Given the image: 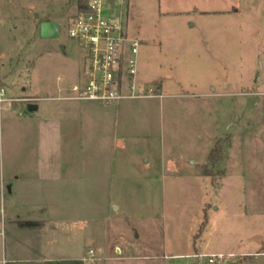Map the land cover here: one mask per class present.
I'll list each match as a JSON object with an SVG mask.
<instances>
[{
  "label": "rangeland",
  "instance_id": "rangeland-1",
  "mask_svg": "<svg viewBox=\"0 0 264 264\" xmlns=\"http://www.w3.org/2000/svg\"><path fill=\"white\" fill-rule=\"evenodd\" d=\"M0 2L5 96L80 70L84 52L68 33L79 0L49 42L28 8L61 1ZM127 31L140 42L137 82L162 78L167 91L154 84L163 97L123 101L132 153L116 185L93 188L92 220L106 213L111 231L106 258L90 264H264V0H128ZM1 105L0 166L22 145Z\"/></svg>",
  "mask_w": 264,
  "mask_h": 264
},
{
  "label": "crops",
  "instance_id": "crops-1",
  "mask_svg": "<svg viewBox=\"0 0 264 264\" xmlns=\"http://www.w3.org/2000/svg\"><path fill=\"white\" fill-rule=\"evenodd\" d=\"M59 1L55 10L28 8L32 15L39 12L29 20L48 42L60 36L65 24L61 11L69 0ZM43 22L57 24L58 35L42 37ZM85 80L83 60L63 84L21 88L22 94L30 89L32 95L5 96L13 85L0 84L7 111L4 128L22 144L12 146V155L0 166V264H90L106 258L111 230L106 213L92 220V191L116 185V170L132 153L131 137L124 135V100L107 106L74 99V87ZM146 83L161 85L166 95L162 78ZM30 103L38 109L15 114ZM24 221L36 225H20Z\"/></svg>",
  "mask_w": 264,
  "mask_h": 264
},
{
  "label": "built area",
  "instance_id": "built-area-1",
  "mask_svg": "<svg viewBox=\"0 0 264 264\" xmlns=\"http://www.w3.org/2000/svg\"><path fill=\"white\" fill-rule=\"evenodd\" d=\"M127 22L128 0H86L77 8L68 33L84 52L86 80L74 87V99L117 105L127 99L163 97L154 84L143 87L137 82L140 42L129 35ZM3 97L1 90L0 107Z\"/></svg>",
  "mask_w": 264,
  "mask_h": 264
},
{
  "label": "water",
  "instance_id": "water-1",
  "mask_svg": "<svg viewBox=\"0 0 264 264\" xmlns=\"http://www.w3.org/2000/svg\"><path fill=\"white\" fill-rule=\"evenodd\" d=\"M57 35H58V25L57 24H52L50 22H43L41 24V36L42 37L46 38V37L57 36ZM27 108L30 112H33L38 109V106L37 104L30 103L27 105ZM117 251H120V249H117Z\"/></svg>",
  "mask_w": 264,
  "mask_h": 264
},
{
  "label": "trees",
  "instance_id": "trees-1",
  "mask_svg": "<svg viewBox=\"0 0 264 264\" xmlns=\"http://www.w3.org/2000/svg\"><path fill=\"white\" fill-rule=\"evenodd\" d=\"M85 4H86V0H79L78 7L83 8L85 6ZM20 225H22V226H34V225H36V223L24 221V222H20Z\"/></svg>",
  "mask_w": 264,
  "mask_h": 264
}]
</instances>
